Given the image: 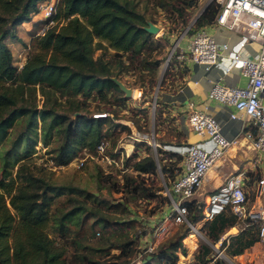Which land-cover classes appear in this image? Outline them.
<instances>
[{
    "label": "trees",
    "instance_id": "16d2710c",
    "mask_svg": "<svg viewBox=\"0 0 264 264\" xmlns=\"http://www.w3.org/2000/svg\"><path fill=\"white\" fill-rule=\"evenodd\" d=\"M42 1L0 0V147L9 130L20 119L24 120V126L15 141L22 139L26 142L31 133L33 136L28 150L25 147L21 150L12 148L10 152L0 153V264H69L64 256L65 247L54 243L48 236L46 227H51L58 237L62 238L67 233L68 225L78 227L86 213L96 217L92 224L97 225L98 230L106 234L104 244L119 242L121 254H128L130 240L126 242V238L134 229V219L115 221L114 217L102 216L98 209L90 210L84 203L75 200L64 210L50 212L54 197L63 193H76L79 190L70 185H55L46 181L42 175L33 172L24 160L33 152L36 129L39 130V139L43 145H47L51 138H59L58 143L50 149L49 158L54 166H63L81 153H93L95 144L107 135L109 128L118 127L121 131H129V127L123 123H112L114 111L105 105L95 108L99 112L109 113V116L101 118L82 114L69 118L66 114L55 112L54 91L67 90L84 100L97 96L104 102L124 101L122 92L110 79L118 77L111 70L109 61L103 58V52L108 48L112 50L111 55L118 59L124 52H141L152 39V35L142 27L146 25V21L155 23L154 19L145 18L142 12L135 9L131 0H56V11L37 21L41 24L34 31L33 51L16 67L12 64L11 53L4 38H15V27L29 21L30 17L37 13V5ZM196 1L152 0L156 8L166 13L173 28L186 26L189 8L194 6ZM217 11L218 4L211 0L186 29V33L191 34L196 29L213 23ZM57 18L61 20L58 24L54 22ZM41 29L42 32L37 33ZM96 50L103 52L95 54ZM173 61L168 62L164 78L173 71ZM152 62L155 67L158 61ZM184 72L182 65L180 73ZM36 94L42 99L38 108ZM71 103V110L79 109L78 101ZM155 104L154 112L159 116L160 102L155 100ZM104 125L109 126L108 129H104ZM131 125L137 132L143 133L135 123ZM243 130H247V127ZM140 144L144 142H134L131 154L124 159L123 163L129 166L130 173L118 177L121 182L119 187L124 185L135 193H141L144 198L158 197L161 188L150 190L144 186V176L155 174L156 163L149 153L139 156ZM188 144L185 141L176 143L173 147ZM168 154L180 162L181 156L177 151H170ZM13 166L15 169L12 174ZM96 168L100 174L101 168L98 165ZM159 169L161 172H168L170 176L173 175L170 172L172 168L167 164L159 163ZM174 169L177 171L179 164ZM104 175L109 178L115 174ZM87 196L99 204L93 194ZM161 199L168 201L165 195ZM184 204L188 211L186 217L190 222L194 217L201 218V212L189 210V202L185 201ZM121 209L124 214L126 208L121 206ZM201 221L205 236L210 243H214L228 228L237 225L239 220L229 207L225 206L209 219ZM182 225L185 230L188 229L186 224ZM149 235L150 233L146 234L145 238ZM112 237L113 241L110 240ZM145 238L135 235L136 249L140 246L142 248ZM258 240L255 224H241L237 232L221 239L219 248L223 247L224 253L232 257L242 253ZM82 243L76 244V247L80 248L79 251L77 249L79 261L82 264H95L97 260L92 258L90 253L85 255L83 252L89 246ZM131 246L134 245L131 243ZM177 247L178 240H173L165 250L154 255L148 253V258L141 261V264H175ZM209 250L206 244H199L192 254L194 263L204 264L209 258ZM179 252L185 253L183 246H180ZM178 261L179 259L176 264L183 260Z\"/></svg>",
    "mask_w": 264,
    "mask_h": 264
},
{
    "label": "rangeland",
    "instance_id": "374dc122",
    "mask_svg": "<svg viewBox=\"0 0 264 264\" xmlns=\"http://www.w3.org/2000/svg\"><path fill=\"white\" fill-rule=\"evenodd\" d=\"M131 1L134 3L136 10L142 12L145 18L154 19L155 23L153 24L158 27V30L151 34V42L141 52H135L133 50L124 52L120 55L119 59L112 56V50L108 48L105 49L104 52L103 50H96L95 54L103 52V58L109 61L111 70L116 73L118 80L131 89L132 95H136L137 90H140L139 97L133 98L130 95L124 97L121 91V95L125 98L124 101L114 100L104 102V100H101L97 96H92L84 100L79 96L72 95L67 90H55L54 95L56 99L53 103V109L57 113H63L69 118H72L75 114L91 116V113H100L99 110L95 108L105 105L113 109L114 115L112 117L119 118L122 122L135 123L138 126V130L146 133L151 142V145H149L143 141L144 144L138 146L139 156L144 153H149L155 159L156 163L155 174H146L144 176V186L150 190L158 187L161 189L158 193V197L144 198L141 193H135L131 191L130 188H125L124 185L119 187L121 182H119L117 176L112 175L106 178L104 175V173L112 171V169L105 168V171L101 168L102 171L99 174L96 168L97 164L81 152L80 156L77 157L83 159L81 164L78 165V161L71 160L63 166H54L49 158L50 149L58 143L59 138H51L47 145H43L39 139V130L36 129L35 143L32 146L33 152L29 154V158L27 157L24 161L31 166L30 168L33 172L42 175L46 181L55 185H70L79 190L76 193H63L54 197L51 201L50 212L64 210L68 208L71 203L80 201L84 203L86 207L90 208V210L98 209L99 214L102 216L114 217L115 221L119 219L135 220L134 229L126 238L128 239L126 242L133 240V242L129 241L128 243L130 247L128 254L123 252L121 254V250L118 247L119 242L104 244L103 239L106 234L98 230L97 225L92 224L96 217L89 213L83 216L82 223L78 227L68 225L67 233L62 238H59L51 227H46V232L54 243L65 247L64 256L69 264H82L78 259L79 257H77V252L80 249L76 247L77 242H83L82 244L89 246L87 249H84L83 252L85 255H89L88 253H90L92 258L97 260L95 264H116V262L119 264H141V261L148 258V253L154 255L159 251L165 250L173 240H178L179 242V247H177L175 251L177 260H180V255H190L191 258L199 244H206L210 248L207 255L209 258L215 256L217 253L215 245H213L214 243H210L205 236L202 221L199 217H194L191 220L194 230L191 228L185 230L182 224H168L165 232L154 241L155 244L152 250L146 249L150 238H152L151 236L155 226L163 220L164 216L169 211V202H164V199H161L162 196H164L163 186L164 184H170L176 172L174 168L179 163L174 156H170L168 153L170 151L179 150V146L175 148L173 145L185 142L188 135L185 111L180 108V106H174V104H170L167 101L164 102L163 97L165 94H174L182 85L183 74L180 73V68L182 66L181 61L185 58L179 61L174 55L179 52L186 54V44L190 35L186 33V29L211 0H197L196 4L189 8L187 24L183 28H178L177 26L173 28L172 24L168 21L166 13L156 8L152 0ZM56 7L57 4L55 0V11ZM41 18V13L32 15L29 21L22 22L15 27V38H4V42L11 53L12 64L16 67L23 62L31 51H33L34 31L40 26L41 23L37 21ZM60 21L61 20L58 18L54 20L57 24L60 23ZM206 27L207 25H204L201 29L207 32ZM152 60L158 61L155 67H153ZM119 61L120 63H118ZM169 61H173V71L169 72V75L164 78ZM35 99L37 100L36 107L38 108L42 99L39 94H36ZM155 100L160 102L161 114L159 116L155 115L154 112L156 106ZM71 101L79 102L80 107L78 110H71ZM23 126V119L18 120L14 124L0 147V153L4 151L10 152L12 148L16 150H21L22 147L27 148V150L29 149L30 140L33 138L32 133L26 142L22 139L17 142L15 141L18 134L22 132ZM108 127L109 126L104 125L103 128L108 129ZM127 133L128 131H121L118 127L114 129L109 128L105 138L110 144L119 143L125 146L126 143L130 142ZM243 149L244 151L238 152L242 154V156H237V153L225 154L221 160L214 163L216 165L211 167L213 172L207 173V176L209 180H213L216 174L222 181L227 175L244 170L246 173L244 187L247 192V203L248 206L254 205V207H256L258 199L255 197V184L258 178L264 175L262 165L263 155L246 146H243ZM158 162L170 166L172 168L170 172L173 175L170 176L168 172H161ZM14 169L15 166L11 169L12 174ZM97 173L99 175H97ZM129 173L130 169L128 168L121 174L124 175ZM219 181L220 180L215 178L214 184L205 187L201 185L191 198L187 200V202H189V210L195 213L198 211L202 212L205 194L212 190L213 186L216 187ZM87 194H93L98 199L99 204L93 202L92 198L88 197ZM198 200H203V202L201 201L202 204L199 206L196 203ZM260 200V203L264 205V195L261 196L259 201ZM121 206L126 208L124 214H122ZM121 216L124 217L120 218ZM110 221L112 222L113 220ZM241 224L239 220L237 225L232 226V229L228 228L221 236L225 237L229 234H234ZM97 230L98 233H96ZM149 233H151V236L144 244V247L141 249L140 246L136 249V242L134 241L135 235L143 239L146 234ZM183 235L185 236L182 238ZM110 240L113 241V237ZM131 243L134 245L133 247ZM180 246L184 247V254L179 252ZM125 248L127 247L125 246ZM221 248L222 254L216 257L217 260L222 261L224 264H246L242 256L233 259L231 256L224 253L223 247H218V249ZM250 264L253 263L250 261ZM262 264H264V262Z\"/></svg>",
    "mask_w": 264,
    "mask_h": 264
},
{
    "label": "built area",
    "instance_id": "2783aa9c",
    "mask_svg": "<svg viewBox=\"0 0 264 264\" xmlns=\"http://www.w3.org/2000/svg\"><path fill=\"white\" fill-rule=\"evenodd\" d=\"M218 4V11L213 23L234 29L241 24L244 33L234 46L229 47L225 42H217L214 37L201 28L189 35L185 53H176L174 57L179 61L187 58L189 61L202 65L204 69L216 66L222 73H228L231 69H237L244 77L243 86L227 85L218 81L212 82L206 92L205 99L213 100L223 106H230L233 111L228 113L229 119L243 120V130L247 139V147L263 155L264 169V0H214ZM55 0H43L37 5V13L41 17H47L54 11ZM51 23V21H50ZM42 29L37 33H41ZM257 40L258 48L250 56L240 52L244 42ZM20 66V65H19ZM131 90V89H130ZM140 90L136 95L139 97ZM206 105L198 108L190 100L185 102V119L188 131L196 140L188 142V145L179 146L177 152L181 159L179 169L175 172L169 185L164 184L163 194L169 201V211L154 228L146 249L152 250L157 237L161 236L168 224H186L194 230L191 222L187 219V207L184 204L201 187L209 168L221 160L227 148L235 142L227 139L221 131L219 121L210 113L206 112ZM92 117L101 118L109 116L106 111L94 114ZM112 123H123L129 127L127 136L128 143L110 144L102 137L94 146L93 153H85L100 168H110L113 173L120 177L129 166L123 162L134 147V142L144 141L151 145L146 133L137 132L130 122H122L121 119L111 117ZM242 128V129H243ZM78 165L82 158H74ZM59 167V166H58ZM106 171V170H105ZM244 170L227 175L216 187L205 194L201 220L209 219L225 206H228L237 220L242 224H255L259 240H264V207L248 206L247 192L244 187ZM255 197L258 199L264 195V175L259 177L255 184ZM198 200L197 205L202 202ZM261 202V200L259 201ZM221 236L213 245L216 255L207 259L204 264H224L216 257L222 254L220 241ZM154 242V243H153ZM184 264L194 263L192 257Z\"/></svg>",
    "mask_w": 264,
    "mask_h": 264
},
{
    "label": "crops",
    "instance_id": "0c3cea01",
    "mask_svg": "<svg viewBox=\"0 0 264 264\" xmlns=\"http://www.w3.org/2000/svg\"><path fill=\"white\" fill-rule=\"evenodd\" d=\"M206 29L207 32L211 34L217 42H225L229 47L234 46L244 33L241 24H238L234 29H227L224 26L211 23L207 25ZM257 48L258 41L249 40L244 42L239 50L241 53L250 56L257 50ZM181 64L185 68V72L182 75V85L180 89L174 94H165L163 97L164 102L167 101L170 104H174V106H180V108H182L184 111L185 102L188 100L192 101L198 108L206 105V112L213 115L219 121L221 125V131L224 136L229 140H235V142L227 148L226 154L237 153V156H242V154L238 152L244 151L243 146L247 147V139L242 129V118L239 116L237 119H229L228 113L233 111V108L230 106H223L217 102H214L213 100L205 99V92L208 86L214 81H218L227 85L243 86L245 84V77L234 68L228 73H222L221 70H219L216 66H209L207 69H204L202 65L195 64L189 61L187 58L182 60ZM262 99H264V95H262ZM194 140H196V138L188 131L186 141L191 142ZM212 172L213 169L211 168V170H209L207 173ZM213 178V180H209L206 174L202 186L205 187L207 185L214 184L215 178L220 180L219 183L221 182V179L218 177V175L215 174ZM219 183H217L216 186ZM256 207H264V205L258 201ZM263 252L264 240H258L248 248L244 249L242 253L232 256V258L234 259L242 256L243 261L246 264H250V261L253 264H262L264 262ZM188 257L190 258V255H181L180 260L185 261L189 259Z\"/></svg>",
    "mask_w": 264,
    "mask_h": 264
},
{
    "label": "water",
    "instance_id": "95a60500",
    "mask_svg": "<svg viewBox=\"0 0 264 264\" xmlns=\"http://www.w3.org/2000/svg\"><path fill=\"white\" fill-rule=\"evenodd\" d=\"M203 7H202V9H203ZM142 28L145 32H147L149 34H153L158 30V27L149 21H146V25L143 26ZM110 79L119 88V90L123 92L124 97H128L130 95V92H131L130 88L126 87L120 80H118L115 77H110Z\"/></svg>",
    "mask_w": 264,
    "mask_h": 264
},
{
    "label": "bare ground",
    "instance_id": "6f19581e",
    "mask_svg": "<svg viewBox=\"0 0 264 264\" xmlns=\"http://www.w3.org/2000/svg\"><path fill=\"white\" fill-rule=\"evenodd\" d=\"M131 93H132V91H131ZM209 170H211V168H209L208 171H209ZM208 171H207V172H208ZM150 236H151V233H150L149 237H150ZM149 237H148V238H145V239L143 240L144 242H143L142 248L144 247V244L148 241ZM142 248H141V249H142ZM189 259H190V258H189ZM189 259H187V260H189ZM185 261H186V260H185ZM185 261H182L180 264H184Z\"/></svg>",
    "mask_w": 264,
    "mask_h": 264
}]
</instances>
